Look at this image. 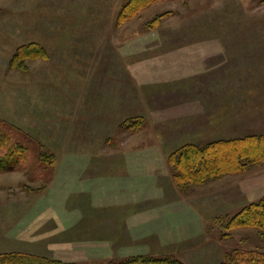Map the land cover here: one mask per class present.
Masks as SVG:
<instances>
[{
    "label": "rangeland",
    "instance_id": "obj_1",
    "mask_svg": "<svg viewBox=\"0 0 264 264\" xmlns=\"http://www.w3.org/2000/svg\"><path fill=\"white\" fill-rule=\"evenodd\" d=\"M127 1L0 0V127L24 154L0 172V251L219 264L264 245L254 228L225 227L264 195V163L178 186L167 162L185 142L264 134V0H156L118 21ZM31 42L45 57L12 66ZM80 223L119 235L83 247ZM34 225L64 244L28 242Z\"/></svg>",
    "mask_w": 264,
    "mask_h": 264
},
{
    "label": "trees",
    "instance_id": "obj_2",
    "mask_svg": "<svg viewBox=\"0 0 264 264\" xmlns=\"http://www.w3.org/2000/svg\"><path fill=\"white\" fill-rule=\"evenodd\" d=\"M156 0H128L118 13V21L134 16L140 9ZM156 19H154L155 21ZM42 53V54H41ZM46 55L40 44L31 42L21 45L10 60H23ZM19 142L0 127V172L17 167L24 154ZM173 170V180L178 186L204 184L221 178L227 173L242 172L250 166L264 163V134L252 133L222 139L208 140L203 144L185 142L167 155ZM223 219V218H219ZM225 227L230 231L237 228H254L260 239L264 238V195L248 201L232 216ZM0 264H81L46 254L8 250L0 251ZM106 264H185L177 257L153 254H131L111 259ZM219 264H264V245L252 248L234 247L225 251Z\"/></svg>",
    "mask_w": 264,
    "mask_h": 264
},
{
    "label": "crops",
    "instance_id": "obj_3",
    "mask_svg": "<svg viewBox=\"0 0 264 264\" xmlns=\"http://www.w3.org/2000/svg\"><path fill=\"white\" fill-rule=\"evenodd\" d=\"M221 93H227V90H221ZM225 107L226 106H224L223 105V103H221L220 104V113H219V115H218V117H220V118H223V109H225ZM206 115H208V114H206ZM225 117H226V115H224ZM207 117V116H206ZM240 135H243V134H234V135H229V134H227V135H225V136H221V137H218V138H213V139H210V140H214V139H222V138H228V137H233V136H240ZM95 177H98V176H95ZM263 196V195H262ZM261 197V196H260ZM259 198V197H258ZM257 199V198H256ZM129 203H130V201H129ZM76 218H77V221H84V216H83V213H81L80 212V209H79V211H78V213H76ZM52 219H54V221L55 222H57V224H58V222L59 221H61L59 218H55V217H52ZM108 222H110L111 223V221H108ZM84 223H80V226L78 225V231H79V234H81L80 236H78V238L76 239L77 241L79 240V242H80V244H81V246H83V245H85L86 243V245H88V242H85V241H88V240H90L91 238L90 237H93V239L94 238H100L101 237V235L99 234V233H107L108 232V234L109 235H111L110 234V232L112 231L113 232V236L114 235H119L118 233H117V224H116V222H115V224H116V226L114 225V226H111V224L107 227V228H105V229H100L99 228V225H98V227L94 224L93 226H92V228H90V227H84V225H83ZM126 224V223H125ZM47 225H45V226H42V227H40V228H37L38 226L37 225H34L33 227H29V228H27L26 230H25V232H28V235H29V237H28V242H30V243H32V244H35V245H38L37 243H41V242H45L48 246H50L51 248H52V246H55V245H58V244H60V243H63L62 241H60V239H58L57 237H55V235H54V232L52 231L53 229H54V227L52 228V230L50 229V228H47L46 227ZM120 227V226H119ZM129 227V229L131 228L130 226H128ZM127 227V228H128ZM22 229H24V227H22ZM86 231H88V232H92V235H90L88 232L86 233V234H84ZM53 232V233H52ZM120 232H123V228L121 227L120 228ZM107 237H109V236H107ZM48 239H51V241H49ZM48 240V241H47ZM75 240V241H76ZM33 241V242H32ZM49 243V244H48ZM45 244V245H46ZM64 244V243H63ZM84 247V246H83ZM53 248H55V247H53ZM57 250V249H56ZM66 251V250H69L68 248H64V249H62V248H60V249H58V251ZM24 251H30V252H36V253H40V252H38V251H32V250H24ZM55 254H53V255H57L56 253H57V251L56 252H54Z\"/></svg>",
    "mask_w": 264,
    "mask_h": 264
}]
</instances>
